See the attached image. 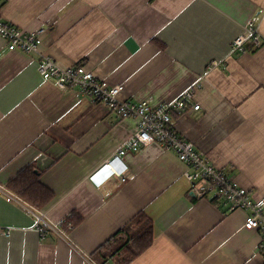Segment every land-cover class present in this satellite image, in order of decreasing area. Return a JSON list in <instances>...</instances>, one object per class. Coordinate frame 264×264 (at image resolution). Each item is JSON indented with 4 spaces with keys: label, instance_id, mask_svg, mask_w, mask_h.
Listing matches in <instances>:
<instances>
[{
    "label": "crops",
    "instance_id": "crops-1",
    "mask_svg": "<svg viewBox=\"0 0 264 264\" xmlns=\"http://www.w3.org/2000/svg\"><path fill=\"white\" fill-rule=\"evenodd\" d=\"M0 19L24 32L47 28L45 55L86 65L134 102H171L200 82L202 108L174 117L179 134L264 200V44L231 53L250 21L264 40V0H0ZM37 60L0 38V186L15 194L9 182L34 165L55 194L39 210L52 223L72 213L82 221L64 227L68 240L43 238L30 231L35 218L0 192V228L11 232L0 231V264H117L102 251L141 212L154 222V240L130 264H264L246 213L212 193L198 199L174 152L132 150L114 164L127 181L115 176L96 188L89 177L137 123L43 80ZM213 60L221 64L211 69Z\"/></svg>",
    "mask_w": 264,
    "mask_h": 264
},
{
    "label": "built area",
    "instance_id": "built-area-1",
    "mask_svg": "<svg viewBox=\"0 0 264 264\" xmlns=\"http://www.w3.org/2000/svg\"><path fill=\"white\" fill-rule=\"evenodd\" d=\"M47 33V28L24 32L0 19V38L7 42L8 50L37 56L36 69L43 80L54 81L60 90L78 89L84 96L115 110L121 120H135L137 123L136 132L123 144L113 160L107 161L95 170L89 181L96 188L105 185L115 176L126 182L127 169L119 170L114 164L132 150L158 145L174 152L186 165L184 178L190 183L192 193L198 199H204L212 193L215 198L228 201L232 212L246 213L245 228L260 232L262 236L260 249L264 250V200L253 199L248 190L229 178L224 170L217 168L205 154L197 151L194 143L184 140L175 126V116H183L188 110L195 112L201 110V105L196 103V90L200 88V82L171 102L156 106L149 101L134 102L122 97L123 86L111 85L107 80L98 78L86 65L64 67L45 55L42 47ZM263 44L264 40L259 30L255 23L250 21L245 27V33L233 41L231 53H245L249 51L248 48L256 49ZM220 64V61L213 60L210 68L218 67ZM0 192L21 204L35 218V225L30 231L36 232L43 238L48 233L54 232L68 240L64 220L52 223L46 212L18 198L6 188L0 186ZM0 231L9 235L11 233L2 228Z\"/></svg>",
    "mask_w": 264,
    "mask_h": 264
},
{
    "label": "trees",
    "instance_id": "trees-1",
    "mask_svg": "<svg viewBox=\"0 0 264 264\" xmlns=\"http://www.w3.org/2000/svg\"><path fill=\"white\" fill-rule=\"evenodd\" d=\"M40 179L41 172L36 170V166L31 165L9 182L8 189L35 208L43 209L55 198V194L44 186ZM81 221V217L72 213L65 220L64 227L73 229ZM153 240L154 222L145 212H141L105 246L102 252L107 254L110 251L112 256L118 258L117 264H130L152 246Z\"/></svg>",
    "mask_w": 264,
    "mask_h": 264
}]
</instances>
